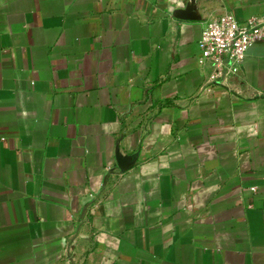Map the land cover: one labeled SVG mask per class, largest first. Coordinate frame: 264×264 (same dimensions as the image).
I'll return each mask as SVG.
<instances>
[{
  "label": "crops",
  "instance_id": "1",
  "mask_svg": "<svg viewBox=\"0 0 264 264\" xmlns=\"http://www.w3.org/2000/svg\"><path fill=\"white\" fill-rule=\"evenodd\" d=\"M226 13L264 0H0V264H264V40L199 62Z\"/></svg>",
  "mask_w": 264,
  "mask_h": 264
},
{
  "label": "built area",
  "instance_id": "2",
  "mask_svg": "<svg viewBox=\"0 0 264 264\" xmlns=\"http://www.w3.org/2000/svg\"><path fill=\"white\" fill-rule=\"evenodd\" d=\"M264 40V13L239 20L231 13L205 18L199 39L201 65L210 64L207 84L225 83L239 72L250 47ZM257 191V186L251 187Z\"/></svg>",
  "mask_w": 264,
  "mask_h": 264
}]
</instances>
